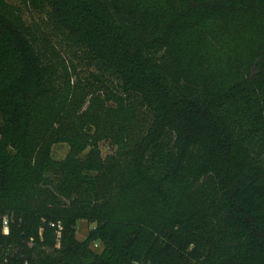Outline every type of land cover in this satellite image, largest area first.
I'll use <instances>...</instances> for the list:
<instances>
[{
	"label": "trees",
	"instance_id": "trees-1",
	"mask_svg": "<svg viewBox=\"0 0 264 264\" xmlns=\"http://www.w3.org/2000/svg\"><path fill=\"white\" fill-rule=\"evenodd\" d=\"M20 1L48 28L0 0V264H264V0Z\"/></svg>",
	"mask_w": 264,
	"mask_h": 264
},
{
	"label": "rangeland",
	"instance_id": "rangeland-1",
	"mask_svg": "<svg viewBox=\"0 0 264 264\" xmlns=\"http://www.w3.org/2000/svg\"><path fill=\"white\" fill-rule=\"evenodd\" d=\"M8 1L10 5L20 8L23 19L27 25L31 26L33 24H38L44 29L48 28V26H46L45 24L48 21L47 11L38 12V11L30 10L25 6H22L20 0H8ZM73 53L74 52H72V54L70 53V56L66 55V59L69 61L68 65L70 66L72 63V66L76 70L77 74L81 76L82 75L88 76V71L90 70V67H88L87 63H85V61H82V59L80 58L81 53L77 55L78 57H76V55H74ZM94 135H95V130L92 131L91 140L89 141V146L80 155H78L79 159L80 158L85 159L87 155L93 150L94 147H96L94 150L98 151L103 159H106L108 156L114 153V149L108 143H105L103 140H101L98 134L95 135V138L93 137ZM92 140L94 141L95 146L94 145L91 146ZM70 153H71L70 145L67 142L59 140V138H57L56 142L51 146L50 152L48 153L47 157H45V159L49 158L52 162H64L66 160H69ZM54 194L58 195V199L62 203L60 205L62 206L65 205L64 207L72 208L70 195L68 196L69 192L66 191L65 193L59 192ZM75 215L76 217L74 218L72 223L75 225L77 231L76 235L78 239L80 241H83L88 238L89 232L95 229L96 225L88 223V221L85 220V218H83L79 212ZM9 232H10L9 228L5 229L3 227L4 235H9ZM93 249L100 253L103 248L101 245L99 246L96 245L93 247Z\"/></svg>",
	"mask_w": 264,
	"mask_h": 264
},
{
	"label": "built area",
	"instance_id": "built-area-1",
	"mask_svg": "<svg viewBox=\"0 0 264 264\" xmlns=\"http://www.w3.org/2000/svg\"><path fill=\"white\" fill-rule=\"evenodd\" d=\"M4 228L5 229L9 228V224H8V220L7 219H5V221H4Z\"/></svg>",
	"mask_w": 264,
	"mask_h": 264
}]
</instances>
